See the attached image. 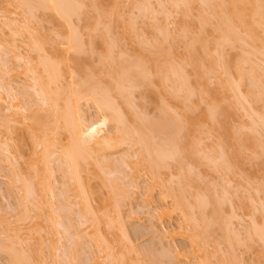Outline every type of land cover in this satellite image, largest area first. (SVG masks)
Wrapping results in <instances>:
<instances>
[{
  "label": "bare ground",
  "instance_id": "1",
  "mask_svg": "<svg viewBox=\"0 0 264 264\" xmlns=\"http://www.w3.org/2000/svg\"><path fill=\"white\" fill-rule=\"evenodd\" d=\"M102 1L103 0H89V1L86 0L87 3L89 2L87 4V3H84L85 1L83 2V0H18L17 3L18 5H20V9L22 8V10H25L24 12L31 14V19L35 18L33 16L34 12H40V13L50 12L52 15L51 17L53 21L54 20L57 21L56 24L59 22L60 25L58 24L57 25L67 28L68 32L64 33V35L66 34L65 36L63 35L64 40H65L64 48H62L63 50L58 53L57 51H54L53 48L52 50H47L44 47V45L41 44V42L39 43L38 40H36L39 38L36 37L35 39L33 35L34 32L32 31V28H31L32 26L30 27V24H32L31 23L32 21L30 22V24H26L25 27H23L24 31H26L29 34V37L24 39L22 44H25V46H28L31 49V51L39 54V58H38L39 64L36 65V69H38V66H41L43 67V70L37 73L36 69H34V67L31 66L30 62H26V64L24 63L25 64L24 65L22 63L23 62L22 58H18V57L12 58L13 61L14 60L17 61V64L18 63L22 64V65L19 64L22 69H23L22 66L24 65L25 66L24 69H26V72L32 75L31 76L32 78L30 80L32 85L24 88L22 91H19L17 87L12 85L10 82L5 84L4 76L10 74L11 72L8 73L4 71L5 69L3 70L1 68L3 66L2 63L3 64H6V63L2 61V55L0 54V62L2 61V63H0V128L3 129L2 133H5V136H4L5 141H0V154L6 155V159L8 160L9 156L7 157V155L12 154L10 151L11 149H9V147H11L13 144L15 148H20L19 152L23 154L22 152L23 149H21L22 148L21 143L23 141L22 139H24L23 136L26 135L30 139L33 140V135L36 136V133L38 132L39 133V144L33 141V146L31 147L32 149L30 148V150L32 152V155L34 154L33 156L40 155L38 156V158H40L43 163V170L41 171L42 173L40 175H37V173L34 175H31V178L33 177L34 179L33 178L32 179L34 181L37 179L38 182L36 184H34V181L28 184L23 181V179L25 178L27 179V177L29 176V174L26 173V171L25 173L27 175H23V176L21 175V179L19 177L17 178V180H22L24 183L23 188H21L22 191L24 192L23 197L25 195V199L28 198L29 200L30 199L29 197H31V198H34V200H37L40 202L41 211L45 212V214L49 216L48 223L51 225V227L55 228L56 230L55 229L54 230L56 231V233H58L57 227L61 229L62 228L61 226L66 225V224L61 225L62 222H65V221H62L64 219H60V218H64L61 216L62 215L61 213L64 211L66 212L67 209L70 207V206L67 207L62 212H60L61 211L60 209L59 210L60 212L59 214H61L60 218L57 217L55 220V215L59 216V214H57V211H56L57 206H56V209H54L56 205L55 203H53L55 200L54 199L55 189H53L51 185L52 183L50 181L51 177L53 178V172H52L53 168L52 166H50V164H51V161L52 160L54 161L55 158H58L57 162L61 159L58 163L60 162L62 163V161H64L63 165L64 164L67 165V168H69V171L72 173L71 175L73 176L74 182H76V184L78 185L77 190L75 189L76 191H79L80 193V197L79 196L78 197L84 200L83 201L84 204L82 205V208L84 209V212L87 213V215L83 214V216L85 215L84 217L86 220L87 218L92 217L91 220H89L91 222V227L89 228H91V230L93 231L92 235L96 238L95 244L99 246L97 248H100V245H103L104 247H101V248L104 249V252L108 250L112 252L109 254V251H108L107 253L108 258L107 257L106 258L109 260L111 259L110 261L111 262L113 261L112 262L113 264H126L127 263V261L125 260L126 256L123 254V252H121V250L117 251L118 245L115 246L116 247L115 249V247L113 246L116 244L115 241H112L115 244H113L112 246L110 245L111 242L109 241V238H107L109 236H105L104 234L105 232L103 231L102 228L103 226H105L103 225L105 222L108 225V227H111V228L112 226L113 228H116V225L114 224L117 223L119 227L117 228L119 232H121V235L123 236V240L127 239L126 241L129 242L128 241L129 236L127 234V231L124 225L122 224L124 220H123V217L120 211V208H121L120 203H122L124 199L128 200L127 198L129 197V192L128 190L126 191L125 189H120V190H114L115 193L114 192L111 193V191H109L108 192L109 194L107 193L106 195V193H103L102 191L103 189L101 187H100L101 190H99L98 188L99 191L96 189V187L91 189L90 180L91 178L92 180H94L93 177H95V175L93 176L92 174L91 176V173H89L90 175H87L85 173L86 172L85 169L89 167L90 163L92 164L94 162L93 164L95 167L97 166L96 164H98L96 169L100 166V169L102 170L104 168V172L106 169V172L108 171L110 173V176L114 175V173L116 174V176H118L117 172L121 171L119 170L120 168L117 167L118 171L115 169L117 172H114V169L112 170L113 167L111 168L110 166V165H113L114 163L112 164L111 162H109L110 160L109 161L108 160L105 161L106 159L104 160V158L106 157L105 153L106 152L111 153L115 150L118 151L117 149L120 150V147L124 144L129 143V146H130L131 143L132 144L136 143L137 146L140 145L141 153L144 156L141 162L148 165L149 166L148 168L150 170L145 165L144 167L148 169L150 173L152 172L151 169L153 168V173H151L152 174L151 176H153L155 173L157 177L158 175L160 177L162 173L159 174L158 170L160 169L162 171V169L166 167L167 163L168 165L166 169H169L168 168L169 164L177 165L176 167H179V165L181 164L180 166L181 169L180 168L179 169L182 170L181 174L184 175L185 173L183 174V171H185L189 167H186L185 170L183 169V167L185 168V165L188 163V161L189 162L195 161L194 158H196V154L198 152L197 147H199V144H200L199 134L203 135L204 132L206 133V131L208 132V130L209 132L213 134V132L210 130L214 131L215 128H218V135H219L218 136L219 138L215 135L216 140L219 139V142L217 140L218 144H216L217 143L216 142L215 146L217 145V148L219 149L218 151L222 152V153L221 152L220 153L218 152V153L223 157L222 154L227 152L226 154H224V157L225 155L226 157L230 156V158L228 157V159L230 160L232 159L231 162H233V159L236 158L234 159L233 167H235V164L239 160V159L237 160V158L242 157V154L250 153L251 157L254 158L253 155L256 156L255 153H257L255 151L257 150L259 146H261L258 143L259 139L258 137H256L257 135L255 134H257L256 133L258 130L257 127L258 125H260L259 124L260 122L264 128V112L260 113V111L258 110L255 111L256 108L252 105H249L255 108L254 111L249 106H248L249 108L247 109H251L250 111L248 110L249 114L252 111L251 113H253V115L250 114L251 116H254V117L257 116L255 119H256V122L258 123L254 122L255 120L253 119V122L251 121L249 125L253 124L254 126L249 127L250 128L248 129L249 131H246L248 127L243 126L245 127V130L243 129V131H246V132H242V133H239L241 132L239 130H242L243 128L242 123H237L238 125L241 124L240 125L241 127L237 125L236 126L237 128H236L235 126H232L233 123H230V118H231V115L232 117L236 115V112L238 109H241V108H238L237 106L239 105L241 106L239 101L241 102L242 99H246L245 97L251 95L252 97L255 96V98H257L256 99L257 101L264 100L263 98H261L262 93H263L262 97H264V67H263L264 66L263 65L264 64V0H170V5L168 4V8L170 7L169 10L167 8L166 12L164 11L165 5L163 8L164 10H162V12L160 8L158 9L160 13H163L164 11V13L161 14L162 18L160 17L161 22L160 23L158 22V25L156 24L157 23L156 22L155 23L156 26L154 24V21L153 23H150L155 28V30L154 28H152V32L155 31V34L158 33V36L162 35L163 38L160 36L159 37L161 40L164 39L162 41L158 39L160 40L159 42H157L158 40H155L156 42L155 41L153 42V40L149 41V39L145 37L146 34L143 37L142 35H140L139 32H136L134 21H132L131 23H128V25L126 26L124 25V28H123L124 31H122L120 35L119 33L118 35L111 34V31H112L111 25L113 24L112 21H115V20H112L111 18L114 17L117 20L116 21L117 23L121 22L122 24L123 22L121 20V18H123L122 17L123 11L121 10V5L124 3V1L112 0L109 8H105V5L102 4L103 3ZM140 1H139L140 3L137 1L139 4L137 2L136 3L134 2L136 6L132 5V7L137 9V11L140 9V12L141 11L146 12L145 10H147L148 13H149V10L150 11L152 10L154 12V8H152L153 5L151 3L152 2L151 0L150 1L140 0ZM160 5H161V2H160ZM133 8H131L132 12L129 14H134ZM159 11L157 12L159 13ZM91 12L94 14L93 16L94 20L90 22L89 24H86L85 21L87 19L84 16H86L87 14ZM174 12L177 13V14L175 13V15L177 16H178V13L179 14L181 13V17L183 21H181V18L178 17L180 19L179 20L180 23H182L181 26L178 25L179 29L178 30L176 29L177 30L176 32L178 35L177 37L175 35V38L173 37L174 40L171 39L173 41L172 48L171 47L168 48L169 46L165 48L163 41H165L166 43L170 38V34H169V38L167 39L169 31H171L169 30L167 26L170 23L168 22L169 18L171 17V15H174L173 14ZM74 17L78 19V23H77V25L79 24L78 26H80L79 22L83 23V24L81 23V26L83 27L82 28L83 32L80 31L81 33H79L78 30L80 28L78 27L79 28L78 29L77 27H75L76 22L75 23L73 22ZM129 18H130L129 19L130 21L132 17H129ZM125 21L126 20H124V22ZM179 21L177 23H179ZM27 23H29L28 20H27ZM20 25H18L17 27H19ZM21 27H19L18 29H20ZM100 27L102 28L101 34L99 33L101 31L98 32ZM16 29L11 31L12 36L14 37V39L12 40L13 43L16 42L15 38L20 34L19 31H17ZM95 33L99 35H96ZM174 34L176 33L173 32V36ZM85 35L90 39L88 42H85L84 40ZM112 35H114V37L116 36V39L113 38ZM186 35L188 37L187 40H189V42L185 41L188 44L187 46L186 44H184V42L183 44L186 46L187 49L186 48L184 49H186L187 52L185 53L184 51L183 53L185 54L181 55V56L183 55L184 56L180 57V55L178 56V54L175 52L176 49L174 48V46L176 45L177 39L180 36L183 38H186L185 37ZM99 36L102 39V43L99 42L101 49L98 47L99 45H96L97 42L94 43L95 41L92 40V37L100 38ZM108 38L111 40L113 39V40L112 41L108 40ZM127 41H129L128 43L133 48L132 52L126 49V47L129 45ZM139 46L146 47L144 48L145 51L144 49H141L142 47H139ZM173 48L175 49V51ZM142 50L145 56H146V51H148L147 52L148 55L146 57L142 55V52H141ZM234 58H236V60ZM52 59H58V61L54 62ZM224 59L226 62H224ZM228 59L233 60L234 64H231L233 62L229 61ZM94 60H97L96 63L94 62ZM92 62H94L95 64L98 63L97 64L98 66L95 65L97 67L96 69L94 68V63ZM249 62H251L253 66H256L255 67V69L257 68L256 73H259L261 71V73L257 74L258 76L254 73L255 69L253 66H251ZM246 63L247 64L249 63L250 65L247 66L245 65ZM246 66L249 69L251 68L250 70L251 72L249 71V69H245ZM189 67L191 69V72H188ZM82 69H83L82 71L83 77L78 75L79 71ZM244 69L246 70V72ZM42 73L44 74V76H42ZM76 76L77 77L80 76L79 79L81 80L80 81L78 80L79 82L77 81ZM211 76H214L216 80L214 77H211ZM210 79L215 80L216 86H219V88H216L218 89L217 94L215 95V92H216V89H215L214 90L215 92H213L214 95L213 97L211 96V98L209 95V91L207 89L209 88L208 86L210 85L209 84ZM246 80L247 81L250 80L251 81L250 86H252L248 88L249 91L248 89H246V91H248L247 93H245L246 91L242 92L243 90H241L243 85L246 84L244 83L246 82ZM196 83L199 85L197 86ZM247 84L249 85V83ZM250 88H252L251 89L252 91H250ZM253 88L258 89V90L256 89L258 92L255 91L256 94L258 93L257 94L258 97H256L255 92L253 91L255 89ZM30 89L33 91L34 90L36 91L35 94L37 95V99H38L36 103L37 104L40 103L41 108L44 107L42 108V110L43 112L45 111V113L47 114L45 115V117L47 118V121L48 119L52 121V122L49 121V123H52L51 124L52 126L50 125L52 127L50 130H46L47 127L44 129L43 125L41 126L40 129L37 127L34 128L35 127L34 125L26 126L28 130L26 127L23 126L24 129H26V131L20 128L23 125V123L17 121L20 117L22 118L23 121H26V122L27 121L35 122L37 120L39 122L40 119L42 118L45 119V117L41 114H39V117H38V112L41 110L39 104H38L39 106H37L39 107L37 108V111H35L34 114H31V115L29 114V112L26 110L25 107H22L18 104V102H21L20 97H30L31 95ZM136 91L137 93H139L138 91L142 92V97L140 95V98H143V103L148 100L147 97H145L148 94L153 93L155 94L156 97L158 95L159 101L161 100V102H159L161 104V108L160 106L159 108L160 110L162 109L163 112L162 111L161 112L163 114L165 113L167 115L166 116L167 119L166 117L164 118V116H162L163 117V118L161 117L162 119L158 118L156 122H152L153 120L151 121L147 119L146 117H144L145 118L144 119L141 116L140 118L143 119V121H141V119H139V116H138L139 114L137 115L134 113L137 109L136 107L140 108L139 106L140 104L137 105L136 102L133 101L135 98L134 95ZM206 91H208V93ZM137 93L136 95L138 96ZM242 93L246 95L244 96V94ZM207 94L209 97L207 96ZM220 94L221 95L226 94L225 97L228 96L227 97L228 99L221 97ZM195 95L196 97L199 96L198 100L199 98H201L200 95L203 96V98L201 99L202 100L204 99L205 102L204 101L203 102L206 103L207 108L205 107L206 108L204 109L205 114L203 113L202 114L203 116L202 115L200 116L201 119L199 118L200 119V120L198 119L199 121L196 120V123L195 121L186 123L187 117H184L182 115L186 113V111L183 113V110H185L183 106L185 108H186L185 105L189 107V105L193 103L192 98ZM137 98L138 97H136L135 99ZM170 99L177 102V103L174 102V107L176 106L175 107L176 109L170 106L169 104ZM201 99L199 100L200 102H202ZM82 100L85 101L87 104L92 103L93 105H95V108L97 109L98 113L105 114L106 119H108V121L112 123L113 126L115 125V127L113 128V129L116 128L117 130L116 135L114 134L115 136H112V135L105 136V135L99 134V136L95 138L92 135V133L91 135L88 134V132L90 130L92 131L93 128L91 129L90 127L91 123H89L87 120L86 112L83 109L82 104H81ZM206 100L208 101L206 102ZM225 100L227 101L226 102L227 106H225L224 104ZM228 100L229 101L231 100V102H228ZM197 101L196 103L198 104H196V106L197 105L199 106L200 103ZM247 101L248 100H246V102ZM175 103L180 104V105H176ZM181 105L182 107H179ZM177 108H183V110L181 109L178 112L179 109L177 110ZM189 108L190 110H192L191 107ZM234 108H237L236 111H234ZM131 110H133L134 112ZM139 110L140 109H138V112H140ZM231 110H232V114L230 115ZM130 111L131 113L133 112L135 115L131 114ZM233 111L235 112L234 115H233ZM239 111L240 110H238V112ZM40 115L43 117H41ZM131 115L133 116L131 117ZM161 115H159V117ZM135 116L138 118L139 122L138 123L136 122L137 124L133 125L134 124L133 122H135V119H133L134 121L131 122L130 118H133ZM257 119L260 121H257ZM207 121H209L211 125L213 123V125L216 127L214 128ZM203 122L207 123V126L209 125V129L206 128L207 129L206 131H205L206 125L203 127V124H204ZM41 123L44 124L43 122ZM12 124L13 125L15 124L16 126H13L14 127L13 128ZM19 124L21 125L20 127L17 126ZM17 127H19L21 130L20 129L17 130ZM61 131H66L69 134V141H68L69 143H67V145H64V146L61 145L62 147L59 150V147L61 144L60 136H61V133H63ZM86 132L89 136L86 135ZM153 132H155V135L158 138L159 136L160 138L162 137L161 141L159 140L160 142L158 141V143H156L155 142L156 140L153 141V139H155V137L152 135ZM207 134L210 135V133H206L204 134V136ZM15 138L17 139L19 138V141L21 140L19 142L20 146L15 145V144H18L15 142ZM94 139H98V140H94ZM256 140L258 141L256 142ZM226 145L228 148H230L229 150L227 147H225ZM257 145L259 146L256 148L255 146ZM226 148L228 151L226 150ZM259 148L261 149V147ZM38 149H40V151ZM15 150L17 151V149ZM30 150H27L26 152L28 151L30 152ZM230 150L232 152H230ZM19 152L17 153V156L19 154H20L19 155L20 157L23 156ZM102 153H104L105 155L104 158L102 157L103 161L99 159L100 157L99 155H101ZM199 154L200 153H198V155ZM215 155H217L218 157V154H215ZM231 155H233L234 157L232 158ZM17 156L13 157L16 161L15 164H18L19 159ZM221 156L218 157L219 159L217 157L214 159H217L216 161L220 160L223 164H225L224 167L220 163V161H219V164L221 166L217 164L218 162L212 163V161L214 160L212 158L211 159L209 158V160H211L210 163H212L213 165L217 164L218 168L222 167L224 170L226 169V172L231 171L230 170L231 165H228L230 160L226 158L225 159L229 162H227L224 158L223 160H221L222 159ZM184 160H187L186 161L187 163H185ZM224 160H225V163L223 162ZM12 161L14 162V160ZM171 161H174V162L171 163ZM183 161L185 164H182ZM141 162L139 163V165H141ZM129 163L130 162H127V164ZM124 164L127 165L126 163ZM137 164L135 163H131V165L129 164V166H133V169L131 167L132 169L131 171H134V172H131L132 174L130 175V177L129 175L125 177L124 178L125 180L141 178V176H139L138 174V171H137L138 169H136ZM125 165L122 167H125ZM187 165H190V163ZM15 166L17 165H13V167H11L13 168V171H15L16 169ZM18 167H19V164H18ZM123 170L121 171V174L124 173ZM102 172L103 171H101V174H104V172L103 173ZM108 172L107 174H109ZM15 173L16 172H13V175H16ZM83 173H85V176H83ZM87 173H88V169H87ZM187 173L189 174V172ZM118 174L120 178L121 174L120 173ZM17 175H19V173ZM123 175L126 176L125 174ZM97 176H100V174ZM12 177H16V176H12ZM102 177L104 176L103 175L100 176L101 185L103 181L105 180ZM112 178H109V179H112ZM155 178L153 179L155 180ZM95 179H97V177ZM180 180L178 183H176L177 184L176 186L180 185V182H181ZM187 181L188 180H186V182ZM131 183L133 186L136 185V182L131 181ZM157 183H159L161 186L162 180L160 182L158 181ZM169 184H170V181H169ZM188 184L190 185V183ZM164 186L165 184L163 185V187ZM186 186L188 187L187 184L184 185L183 183L181 184L180 187L185 189L187 188ZM170 188L173 191H171ZM170 188L169 190L172 193H174L175 191L178 190L179 187L176 188L177 190L176 189L174 190V186ZM182 188H181V191L180 192L178 191V192L179 194L181 193L185 197V201H184V197H180V195L177 194L178 192H175L174 195L177 196L175 204L177 205V207H174V210H177V209H179L178 211L181 210L180 212L182 216L181 220L185 223H187L188 221V224L192 225V222H195V221H191V219L189 218L190 214L188 213V211L194 212L195 214V210L196 212H198L200 209L205 210L207 205H210L208 203L209 202L211 203V201L209 200L211 199L212 196L210 197L208 202H205L207 201V199H204L205 198L204 196H203L204 198H201L200 196L202 195L199 194L200 196H197L195 193V195L197 196L195 200V196L192 194L194 196L193 199L196 202L193 205L190 202L191 200H188V198H186L187 197L186 190L187 192H189L188 189L183 191L184 189L182 190ZM166 189H165L166 191H169L168 188ZM110 190H112V188ZM166 191L163 190V192H161V198L165 199V197L169 196ZM170 191L168 193L172 194ZM182 191L186 195L183 194ZM103 194L106 196L104 197ZM90 196L92 197L94 196L96 197V199L98 198V202L100 205L99 208L94 207L92 205ZM173 200H175V198ZM220 202H217V205H219L218 203ZM188 206L191 207L190 210ZM195 207H199L200 209L195 208ZM64 208L65 207H63V209ZM22 209L23 208H21V211H23ZM218 209L216 208L215 210L218 211ZM173 212L170 211L168 208H161L158 210L156 216H158L157 218L159 221H163V219L171 218ZM70 213H72V210ZM200 213H204V212L201 211ZM112 214H113V217H112ZM216 214L218 213L216 212ZM25 216L26 215H24V217ZM59 219L61 220L60 221L61 223H59ZM83 224L85 225V223ZM194 224L195 223H193V227H194ZM86 225L88 226V223H86ZM35 226H37L35 228L38 229L37 232H39V235H40L39 237L40 239L38 240H40L39 242L41 244V247H40L41 253H44L43 245H44V240H45L44 231H46L44 228L45 226H43L41 223ZM195 227L200 228L199 226H197V224ZM203 230H196V231H201L202 233ZM206 230L209 231L208 229ZM86 231L84 233H86ZM180 231H183L182 227H180ZM253 231H254L253 233H255L254 237H256V239L260 237V240L259 239L258 240L261 242H264L262 241L264 240V226L262 225L259 227V229H256ZM0 232L5 233L4 231H0ZM3 233H1L3 236H5V234L8 235L6 237L8 238L10 242H12L11 239H15L20 244L23 241L22 237L18 236L16 231L15 233L13 231V234H14L13 236H10L11 234H8V233H5V234ZM206 233H207L206 231L203 232L204 235H206ZM109 234H111V232L109 233L108 231L107 235ZM175 235H183L185 239L188 238L189 240H191L192 248H193L192 254L194 255L200 254L199 256H201L198 262H196L190 259L191 257L188 255V253L186 254L185 252L183 253L178 252V254L176 253L177 254L176 257L179 260H183L181 263L210 264L211 261L209 260V253L206 252L207 248L205 249L204 247V246L208 247L207 246L208 245L207 236L203 237L202 234L184 235L182 233H176ZM204 239L207 240L206 245H205ZM9 241H6V242H9ZM116 242L118 243V241ZM8 248H11V247H8ZM15 249L16 250H14V248L9 249L12 253L10 254L11 256H9L10 261L14 264H27L26 260H24V256L20 254L22 250H20L19 252L18 251L19 247H18V250L17 248ZM166 253L168 255H173V254H170V253H173L170 250ZM232 260L234 261V264H235V260L233 258Z\"/></svg>",
  "mask_w": 264,
  "mask_h": 264
},
{
  "label": "rangeland",
  "instance_id": "2",
  "mask_svg": "<svg viewBox=\"0 0 264 264\" xmlns=\"http://www.w3.org/2000/svg\"><path fill=\"white\" fill-rule=\"evenodd\" d=\"M87 1H89V0H87ZM111 1L112 0H103L102 4L105 5V8H109ZM122 1H124V3L121 5V10L123 11V14H122L123 18H121V20L123 21L122 22L123 26H122L121 22H119L121 25L119 23H117L116 22L117 20L114 17L111 18L112 20H115V21H112L113 24L111 25V30H112L111 34H114V35L117 34L118 35V33H119V35H120L122 33V31H124L123 30L124 25L126 26V25H128V23H131L132 21H134V23H135L134 25L136 27V32H139L140 35H142L143 37L146 34L145 37L148 38L149 41L153 40V42H154L155 40H158V39H160V37H162V35L161 36L159 35L160 36L159 37L158 33L155 34V31L152 32V28H154V26H152V24H150V23H153V21H154V24L157 22L156 24L158 25V22L159 23L161 22V20H160L162 18L161 14H163L164 11L166 12V9L168 8V4L170 5V0H160V1L159 0H151L152 1L151 3L153 5L152 8H154V12L152 10L151 11L149 10V13L151 15L148 13L147 10H145L146 12H142V11L140 12L139 8H138L139 10L137 11V9L132 7V5L136 6V4H134V2L136 3L137 1L139 2L140 0H136V1L135 0H122ZM17 2H18V0H0V54L2 55V61H4L6 64H3L2 61L0 63H2L3 66L1 68L3 70L5 69L4 71H6L8 73L11 72L10 74L4 76L5 84L10 82L12 85L17 87V89L19 91H22L24 88L32 85V83L30 81L32 78L31 77L32 75L30 73L26 72V69H24V67H25L24 65L26 64V62H30L31 66L34 67V69H36V65L39 64L38 63L39 54L31 51V49L28 46H25V44H22L24 39L29 37V34L26 31H24L23 27H25L26 24H30V22L32 21L31 22L32 24H30V27L32 26L31 28H32V31L34 32V34H33V32H32V34L34 35L35 39H36V37L39 38L36 40H38L39 43L41 42V44H43L47 50H52V48H53L54 51H57L58 53L63 50L62 48H64L65 40H64L63 35H64V33L68 32V29L64 28L63 26H58V25H60V23L58 22L57 23L58 25H57L56 24L57 21H55V20L53 21V19L51 17L52 15L50 12H45V13L34 12L33 16L35 18L31 19V14L24 12L25 10H22V8L20 9V5H18ZM83 2L87 3L86 0H83ZM160 2H161V5H160ZM164 5H165V8H164ZM131 8H133L134 14H129L132 12ZM159 8L161 9V12H162V10L165 9L163 11V13H160V11L158 10ZM169 8H168V10H169ZM157 11H159L160 14ZM175 13L176 12H174L173 14L175 15ZM174 15H171V17L169 18V21H168L170 23L168 24L167 27L171 31H169L168 37H167V39H168L169 34H170L169 40L168 41L166 40L167 41L166 43H165V41H163L165 48L168 46H169L168 48H170V47L172 48V44H173L172 40H174L173 37L175 38V35H176V37L178 35L176 32L179 29L178 25L181 26V24H182V23H180L179 18H181V21H183L182 17H181V13L180 14L178 13V16L177 15L174 16ZM86 16H84L87 19L85 21L86 24H89L90 22H92L94 20V18H93L94 14L92 12L87 14ZM129 17H132V19L130 21H129V19H130ZM27 20L29 23H27ZM124 20H126L127 22L126 21L124 22ZM178 21H179V23H177ZM73 22L74 23L76 22L75 23L76 26L74 25L75 27L80 28V29L78 28L79 33H81L80 31L83 32V29H82L83 27L81 26L82 22H79L80 26H78L79 25V24L77 25L78 19L76 17L73 18ZM16 23H17V25H16ZM20 24L22 25V27ZM156 24H155V26H156ZM18 25H20L19 27H21L20 28L21 30L18 29L19 28V27H17ZM119 25H120V27H119ZM15 29L17 31H19L20 34L15 38L16 42L13 43L12 40L14 39V37L12 36L11 31L15 30ZM101 29L102 28L100 27L98 30V32L101 31V32H99L100 34L102 33ZM154 30H155V28H154ZM173 32L176 33V34H174V36H173ZM97 33H95V34L99 35ZM178 33H179V31H178ZM114 35H112V36H113V38L116 39V36L114 37ZM185 37L186 38H183L180 36L177 39V43L174 46L176 51L173 48L174 51L178 54V56L180 55V57H183L184 55L183 56H181V55L185 54L187 52L186 46L188 44L186 42H189V40H187V38H188L187 35ZM153 38H155V39H153ZM143 39H145V38H143ZM84 40H85V42H88L90 39L85 35ZM92 40L95 41L94 43L97 42L96 45H99L100 44L99 42L102 43L101 37L100 38H98V37L93 38L92 37ZM108 40H111V39L108 38ZM160 40H158L157 42H159ZM162 40H164V39H162ZM128 42L129 41H127V43ZM183 42H184V44H186V46L183 44ZM125 43H126V41H125ZM98 47L100 48V45ZM137 47H136V49H137ZM139 47H142V46H139ZM144 48H146V47H142L141 49H144ZM184 48H186V49H184ZM55 49H57V50H55ZM126 49L130 50L131 52L133 51V48L131 47L130 44L126 47ZM144 51H145V49H144ZM184 51H185V53H183ZM141 52H142V55L144 57H146L148 55L147 54L148 51H146V56L144 55L143 50ZM15 57L22 58V61H23L22 63L23 64L25 63L22 66L23 69L20 67V65H22V64H20V63L17 64L16 60H14V61L12 60V58H15ZM231 57H232V55H231ZM233 57H235V56H233ZM95 58H93V59H95ZM234 59L236 60V58H234ZM52 60L54 62L58 61V59H52ZM96 61L97 60H94L95 63H96ZM221 61H223V60H221ZM229 61L233 62V60H231V59ZM94 62H92V63H94ZM224 62H226L225 59H224ZM95 63H94V68L96 69L97 67L95 65H97L98 63L97 64H95ZM249 63L251 64V62H249ZM249 63L248 64L246 63L245 65L249 66L250 65ZM231 64H234V62ZM247 66L245 69H249V68H247ZM251 66H253V65L251 64ZM262 66H261V68H262ZM243 67H244V65H243ZM253 67L255 69L256 66H253ZM83 69H85V68H83ZM83 69L80 70L79 74H78L82 77H83V75H82ZM256 69L254 70V73L256 75L261 73V71L259 73H256ZM42 70H43V67L38 66V69H36V72L39 73ZM250 70H251V68L249 69V71ZM258 70H257V72H258ZM188 72H191L190 67L188 69ZM245 72H246V70H245ZM42 76H44L43 73H42ZM79 77L76 76L77 81L81 80V79H79ZM211 77H214V76H211ZM215 80H216V78H215ZM215 80L210 79V82H209L210 85L208 86L209 88H207L209 91L210 98H211V96L213 97V95H214L213 92H215L214 90L216 88H219V86H216ZM249 81L246 80V82H244L246 84L243 85V87L241 88V90H243L242 92H245L246 89H248L249 87H252V86H250L251 81L250 82ZM247 83H249V85ZM193 84H195V83H193ZM196 85L198 86L199 84L196 83ZM207 85H208V83H207ZM217 85H218V83H217ZM193 86H195V85H193ZM251 89L252 88H250V91H252ZM253 89H255V90H253L254 92L258 90L257 88H253ZM217 90L218 89H216L215 95L218 92ZM208 91H206V92L208 93ZM248 91H249V89H248ZM248 91H246L245 93H247ZM30 92H31L30 97H20L21 102H18V104L22 107H25L30 115L34 114V112L37 111V108H39L37 106L40 105L41 110L38 112V117H39V114H41L45 117V115H47V114L45 113V111L43 112V110H42V108H44V107L41 108V104L38 103L39 104L38 105L36 103L38 101L37 95L35 94L36 91L35 90L33 91L30 89ZM138 92L140 94L137 93V91H136L134 97L135 98L138 97L139 99L134 98L133 101L136 102L137 105L140 104L139 105L140 108L136 107L137 108L136 111L134 109L135 112L133 110H131V111H133L137 115L139 114L138 115L139 119H141L140 117L142 116L143 118L146 117L147 119H149L151 121L153 120L152 122H156L158 120V118L160 119L162 116H164V118H165L167 116L165 113H164L165 115L162 113L163 112L162 109L160 110L161 104L159 102H161V100L159 101L157 94H156L157 97L153 93L148 94L145 97H147V99L149 101L147 100L146 102L143 103V98H140V95L142 97V92H140V91H138ZM136 93L138 94V96L136 95ZM259 93H261V92H259ZM221 94H223V93H221ZM242 94H244V93H242ZM257 94L255 92L256 97H258ZM225 95L226 94L221 95V97L228 99L227 98L228 96L225 97ZM245 95L246 94H244V96ZM262 95H263V93H262ZM262 95H261V98L264 99V97H262ZM207 96H208V94H207ZM198 97H196V95H195L192 98V100H193L192 104L193 105L192 104L189 105V107H191L192 110H190V108L187 107V105H185L186 108L183 106V108L185 110H183V108H177V110L179 109L178 112L181 109L183 110V113L186 111L187 114L186 113L182 114L184 117H187L186 123H190V122H194V121L196 123V120H198L200 118V116L204 113V109L207 108L206 103H204L205 102L204 99L203 100L201 99V98H203V96L200 95L201 98H199V100L201 99L202 102H200L198 100ZM247 97H245L246 99L241 98L242 99L241 102L239 101L241 106L240 105H239L240 107L237 106L238 108H241L242 110L238 109L240 111L238 112V110H237L236 115H234L235 114L234 111H236V109H237V108H234V111H233L234 116L232 117V115H231L232 110H231L230 115H231L232 119L230 117L229 118H230V123H233L232 126L236 127L238 125L237 123H242V127L243 126L248 127L246 131H249L248 130V129H250L249 127L254 126L253 124H251V125H249V124L251 123V121L253 122V119L255 120L254 122H256L255 118L257 116L256 117L251 116V115H253V113H251L252 112L251 111L250 112L251 115H250L248 110L250 111L251 109H247V108L250 107L253 109V111L256 108L255 111L258 110V111H260V113L264 112V100L263 101H257L256 100L257 98H255V96H253L254 97L253 98L251 95L247 96ZM204 98H205V96H204ZM246 100H248V101L246 102ZM169 101H170L169 102L170 106H172V108L176 109L175 108L176 106L174 107V102H176V101H174L172 99H170ZM196 101L200 103L199 106L197 105L198 107L196 106V104H198V103H196ZM207 101L208 100H206V102ZM81 102H82L81 103L82 107L86 112L87 120L89 123H91L90 127H91V129L93 128L92 131L91 130L89 132L87 131L88 134L91 135V133H92V135L95 138L98 137L99 134L105 135V136L106 135H112V136L116 135L117 130H116V128L113 129L115 127V125L113 126V124L110 123L108 121V119H106L105 114L98 113L97 109L95 108V105H93L92 103L87 104L83 100ZM226 102L227 101L225 100V103H224L225 106H227ZM228 102H231V100L230 101L228 100ZM187 104H189V103H187ZM176 105H180V104H176ZM249 105H252L255 108L252 106H249ZM159 106H160V108H159ZM3 107H5V106H3ZM179 107H182V105ZM138 109H140L139 110L140 112H138ZM131 111H130V113H131ZM242 111L244 112L245 115L243 114ZM133 112L131 114L135 115ZM205 112H206V110H205ZM241 114H242V116H241ZM133 115H131V117ZM159 115H161V116L159 117ZM43 116H41V117H43ZM136 116L133 118H130L131 122L134 121L133 119H135V122H133L134 123L133 125H135L139 122L138 118ZM43 119L44 118L40 119L39 122H38V120L35 122H33V121H27L26 122V121H23L22 118L20 117L17 121L23 123V125L21 126L19 124L17 126H19V127L21 126L20 128L23 129L24 131H26V129H24V127L29 126V125H34L35 127L34 126H32V127H34V128L37 127L39 129L43 125L44 129L47 127L46 130H50L52 128L51 127L52 123H49L50 119H48V121H47L46 117L44 120ZM136 119H137V121H136ZM154 119H155V121H154ZM166 119H167V117H166ZM141 121H143V119H141ZM257 121H260V120L257 119ZM41 122H43L44 124H42ZM50 122H52V121H50ZM207 122L209 123V121H207ZM256 123H258V122H256ZM259 124L260 125L257 124L258 127L256 126L258 130L256 132L257 134H255V135H257L256 137H258V139H259L258 143L261 146L257 145L255 147L257 148L259 146V147H261V149L258 147L259 149L257 148V150H258L257 151L255 148V150H256L255 152H257V153H255L256 156L252 154L254 156V158L251 157L249 152H248L249 154H242L241 153L242 157L237 158V160L239 159L238 161L241 160L242 162L241 161L240 162L237 161V163L235 162L236 163L235 167H233L234 166L233 162H234V159H236V158H234L233 162H231L232 159L231 160L228 159V157L230 158V156L226 157V155H225V157H224V154H226L227 152L222 154L223 157L219 154L221 151L219 152L217 145L215 146V143L217 142V140L219 142V139L216 140V136L217 137L219 136L218 135V128H215L216 126H214L213 123H212V125L211 124L210 125L213 126L215 129H217V130H215L214 128H212V129H214V131L210 130L213 132V134L211 132H209V130H208V132L206 131L207 129H209V125L207 126V123L203 124V127L206 125V127H205L206 133H210V135L207 134L204 136V134H206L205 132L203 135L199 134L201 145L199 144V147H197L198 152L196 154V158H194L195 161L191 160L192 162L188 161V163H187L186 162L187 160H184L185 163H187V164L190 163V165L186 164L185 168L183 167L184 170L186 169V167H189L185 171H183V174L185 173L184 175L181 174V172H182V170H180L181 164L179 165V167H176L177 165H174V164L173 165L169 164V166H171V167L168 166L169 169H166L167 165H168V163H167L166 167H164V168L162 167L163 168L162 171L160 169L158 170L159 174L162 173L160 175V177H159V175L157 177V175H155V173L153 176H151L152 175L151 173H153V168L151 169L152 172L150 173V171H149L150 169L148 168L149 166L146 165L145 163L141 162L142 159L144 158V156L141 153L140 145L137 146L136 143L135 144L133 143L134 145L131 143L130 146H129V143L124 144L120 147V150L117 149L118 151L115 150L111 153L106 152L105 153L106 157H105L104 153L101 154L102 156L99 155L100 160L103 161L102 157L103 158L105 157L104 158V160L106 159L105 161L110 160L109 162H111L112 164L114 163L113 165H110L111 168L113 167L112 170L114 169V172H117L118 168H120L119 170H121V171L124 169L123 170L124 173H122V174H121V171L117 172L118 176H116V174L114 173V175H115V177H114V175H112L113 172L111 173L112 176H110V173L107 171L109 173V174H107L106 169L104 172V168L101 170L100 166L97 168L98 169L97 170L96 167L98 166V164L95 163L97 165L95 167L93 164L94 163L93 161H92L93 162L92 164L91 163L89 164V167L85 169L86 170L85 173L87 175H90L89 173H91V176H92V174H93V176L95 175V177H93L94 180H92V178H91L92 181L90 180L91 189L96 187L97 190H98V188H99V190H101V188H102L103 193H106V195L109 191H111V193L112 192L115 193L114 190H120V189H125L126 191L128 190V192H129V197L127 198L128 200L124 199L125 201L123 200L124 202L122 201V203H120V206H121L120 211H121V215H122L123 220H124V221L122 220L123 221L122 224L124 225V227L127 231V234L129 236V239H128L129 242L126 241L127 239L123 240V236L121 235V232H119V230H118L119 227H118L117 223L114 224V225H116V228L118 227L117 229L113 228V226H112L113 229L111 227H108L106 222L103 224L105 226H103V228H102L103 231L105 232L104 233L105 236H109L107 238H109V241L111 242L110 245L112 246L113 244L116 243L113 246L115 247L116 245H118L117 251L121 250V252H123V254L126 256L125 257V260L127 261V263L125 262L126 264H180L183 260H179L176 257L178 252H182V253L185 252L186 254L188 253V255L191 257L190 259L192 261L198 262V260L200 259L201 256H199L200 254L199 255L198 254L197 255L192 254V252H193L192 243H191L192 241L189 240L188 238L185 239L183 235H175L176 233H182L184 235L202 234L203 237L207 236L208 241L206 239H204L205 240L204 242L206 245V241H207L208 247H206V246H204V247H205V249L207 248L206 252L209 253V260L211 262L209 260L208 261L210 262V264H234V261L232 260V258L235 260V264H238V262H239V264H241V263L242 264H264V242L259 241L260 237L258 238L259 240L256 239V237H254L255 233H253L254 232L253 230L259 229V227L262 225L264 226V131H263L264 128H263L261 122ZM240 125H238V126H240ZM13 126H16V125L12 124V127ZM141 126H142V124H141ZM211 126H210V128H211ZM19 127H17V130L20 129ZM245 127H243L242 130H239V131H241L239 133L246 132V131H243V129L245 130ZM15 129H16V127H15ZM2 130L3 129L0 128V141H5V138H4L5 133H2ZM27 130H28V128H27ZM61 132H63V133H61L62 137L60 136V138H61L60 143L61 144H60L59 150L62 146L67 145V143H69L68 142L69 141V134L66 131H61ZM87 132H86V135H88ZM1 133L3 136L1 135ZM152 135L155 137V139H153V141L156 140L155 141L156 143H158L159 140L161 141L162 137L160 138L159 134H158L159 138L155 135V132H153ZM25 136L26 135L23 136L24 139H22L23 141L21 143L22 144L21 149H23L22 150L23 154L21 152H19L20 148H15L14 144L11 147H9V149H11L10 151L12 154L7 155V157L9 156L8 160L6 159V155L0 154V231H4L5 233L11 234L10 236H13L14 235L13 231H14V233L16 231L18 236L22 237V240H23L21 244L18 243L15 239H11L12 242H10L8 240V238L6 237L8 235L3 233V232H0V252H1L0 253V264H14L9 259V256H11L10 254H12L9 249L14 248V250H16L15 248H17V250H18V247H19V250H18L19 252H20V250H22V252H20V254L22 256H24V260H26L27 264H113L112 263L113 261L112 262L110 261L111 259L110 260L107 259L108 258L107 253L109 250L104 252V249L101 248V247H104L103 245L99 244L100 248H97L99 246H97V244H95L96 238L92 235L93 231L91 230V228H89V227H91V222L89 220H91L92 217L88 216L89 218H87V220H88V222H87V220L84 217L85 215L83 216V214L87 215V213H85L84 209L82 208V205L84 204V202H83L84 200L82 198H79L80 193H79V191H76L78 185L76 184V182H74L73 176L71 175L72 173L69 171V168H67V165L66 164L63 165L64 161H62V163L61 162L58 163L61 159L57 162L58 158H55L54 161L55 160L56 161L54 162L51 159L53 162L51 161L52 165L50 164V166H52V168H53L52 169L53 178L51 177L50 181L52 183L51 185H52L53 189H55L54 190L55 191L54 192L55 193L54 194L55 200L53 203H55L56 205H55L54 209H56V206H57L56 211H57V214H59L60 212L65 210L67 207L70 206L69 208H71V209H69V208L67 209L68 212L67 211L62 212L61 213L62 215L61 214H59V216L55 215V220L57 217L60 218V215L62 217H64V218H60V219H64L62 221H65V222L61 223L60 222L61 220L59 219V223H61V225L66 224V225H64L65 227L61 226L62 227L61 229H59L57 227V229H58L57 231L59 234L56 233V231H55L56 229L51 227V225L48 223L49 216H47L45 214V212L41 211L40 202L37 200H34V198H31V197H29L30 198L29 200H28V198H26L27 199L26 200L25 195L23 197L24 192L21 189V188H23V185H24L23 181L27 184L30 182L32 183L34 181L33 180L34 178L32 177L33 178L32 179L31 175H34L36 173H37V175H40L42 173L41 171L43 170V163H42L41 159L38 158V156H40V155H38V156L35 155L36 156V158H35V156H33L34 154L32 155V152L30 150V148L33 146V141L35 143L39 144V133L37 132L36 136L33 135V140L30 139L28 136H26V137ZM156 137H157V139H156ZM201 137H203V138H201ZM255 139H257V138H255ZM94 140H98V139H94ZM20 141H19V138L18 139L15 138V142L18 143L15 145H19ZM257 141L258 140H256V142ZM218 142L216 144H218ZM24 143H25V145H24ZM27 144L29 145V147ZM25 146L28 148H26ZM13 147L15 149H17V151L19 153H21L23 156L20 157L19 156L20 154L17 156L18 152ZM225 147H227V145ZM227 148H226V150H227ZM229 149L230 148H228V150ZM27 150H30V152L29 151H28L29 153L26 152ZM38 150L40 151V149H38ZM230 152H232V151L230 150ZM198 153H200V154L198 155ZM215 154H218V157L221 156V158H222V159L220 158L221 160H223V158L230 160V162H229L225 159L227 162L230 163V164L228 163V165H231V167H232V169L230 167L231 171L226 172V169L224 170L222 167L218 168L217 164L220 165L219 164L220 160L216 161L217 159H214L217 157V155H215ZM233 155H231L232 158L234 157ZM243 155H245V156H243ZM257 155H259V156H257ZM14 156L15 157L17 156L19 159L18 160L19 167H18V164H15L16 161L13 158ZM246 156H248V157H246ZM199 157H200V159H199ZM207 158H208V160H207ZM209 158L214 159L212 161V163H214V162H218V163L216 165H213L212 163H210L211 160H209ZM12 160H14V162ZM225 160L223 161L224 163H225ZM184 161L182 162V164H185ZM11 162H13V163H11ZM127 162H130L129 163L130 165H131V163H135V164L138 163L136 165V169H138L137 170L138 174H139V176H141L140 179L139 178L138 179H131V180H128V179L125 180L124 179L128 175L130 177V175L132 174L131 172H134V171H131L133 169V166H129V164H127ZM140 162H141V165H139ZM172 162H174V161H171V163ZM124 163H126L129 167L127 165H125ZM220 163L224 167L225 164H223L221 161H220ZM13 165H17L15 167H16V169L17 168L18 169L17 170L15 169V171H13V168H11V167H13ZM124 165H125V167H122ZM144 165L149 170L146 169L144 167ZM182 166H184V165H182ZM214 166L217 168H215ZM131 167H132V169H131ZM121 168H123V169H121ZM87 169H88V173H87ZM177 169H178V171H177ZM19 170H20V172H19ZM100 170L103 171L104 174H101ZM154 170H155V168H154ZM190 170H191V172H190ZM25 171H26V173L29 174L28 177H30V178L27 177V179L25 178V179H23V181L17 180L18 177L21 179V175L22 176L27 175L25 173ZM13 172H16L15 173L16 175H13ZM187 172H189V174ZM18 173H19V175H17ZM85 173H83V176H85ZM95 173H97V174H95ZM118 173L121 174L120 176L123 179L121 177H120L121 179L119 178ZM126 173H128V174H126ZM99 174H100V176H102V175L104 176V177H102L103 179H105L104 181L102 179V181H103L102 185L103 186L100 183V176H97ZM123 174H125L126 176H124ZM187 174L189 175L190 178L188 177ZM106 175H108V176H106ZM12 176H16V177H12ZM96 177H97V179H95ZM112 177H114V178H112ZM109 178H112V179H109ZM153 178H155V180ZM161 180H162V183L160 186V184L157 182L158 181L160 182ZM168 180L170 181L171 185L169 184ZM179 180L181 181L180 185L178 184L179 186H176L177 185L176 183H178ZM186 180H188L187 182L190 183V185L186 182ZM20 181H22V182H20ZM105 181H107V182H105ZM110 181H112V182H110ZM131 181L136 182L137 186L136 185L133 186ZM165 181L170 185V187L174 186V190L178 187L180 188V189L178 188V190L176 189L177 191H175V192L181 191V188H182V187H180L181 184H183V183H184V185L187 184L188 187L186 186L187 188H185V189L182 188V190L184 189L183 191H185L186 189H188L189 192H187V190H186V193H187L186 198H188V200H191L190 202L193 205L196 203L193 199L194 196H195V200H196L197 196L202 195V196H200L201 198L205 197L204 199H207V201H205V202H208V200L210 199L211 196L213 197V198L211 197V199L209 200V201H211V203L210 202L208 203L210 205H207L205 210H203V209L201 210L199 207H195V208H199L204 213H200L201 211L199 210L200 211L199 212L198 209H197L198 212H196V210H195V214H194V212H189L187 210L188 213L190 214L189 218L191 219V221H195V222H192V225L188 224V221H187V223H185L181 220V218H182L181 213H180L181 210L180 211H178L179 209L174 210V207H177V205L175 204L177 196L174 195L175 192L174 193L171 192L173 190H171V188L169 187V185ZM37 182L38 181L36 179L34 181V184H36ZM104 182L107 184H105ZM109 184L110 185L112 184V185L110 186ZM164 184L166 187L165 186L163 187ZM109 188L110 189L112 188V190H110ZM166 188H168V190L170 188L171 191L170 190L169 191L172 194H169L168 193L169 191H166L167 190ZM19 189H21V190H19ZM163 190L166 191L167 194L169 195V196L165 197V199L161 198V192H163ZM183 191H182V193H183ZM179 192L177 194H179ZM78 193H79V195H78ZM195 193L197 196L195 195ZM183 194H185V193H183ZM106 195L103 194L104 197ZM179 195H180V197H184L181 193ZM174 198H175V200H173ZM192 199H193L194 203H193ZM212 199H213V201H212ZM90 200H91L92 205L94 207H97V208L100 207L99 202H98V198L96 199V197L90 196ZM214 200L217 202L221 201L222 203L220 202V203H218L219 205H217V202H215ZM184 201H185V197H184ZM213 202H215L216 204ZM213 204H215V205H213ZM19 206H21V207H19ZM214 206L217 209L219 207L218 211L215 210L216 208ZM63 207H65V208L63 209ZM188 207H187V209H188ZM21 208H23L22 209L23 211H21ZM161 208H168L170 211H172V212L174 211L172 213L171 218H166V219H163V221H159L157 218L158 216H156V214H157L158 210ZM190 208L191 207H189V210H190ZM24 209H25V211H24ZM60 209H61V211L59 212ZM194 209H192V210H194ZM69 210H70V212L72 210V213H70ZM215 211L218 214H216ZM24 215H26V216L24 217ZM112 217H113V214H112ZM208 220H210V221H208ZM82 222L85 223V225H86V223H88V226L87 225L85 226ZM124 222H125V224H124ZM40 223L43 226H45L44 228L46 230V231L43 230L45 233L44 234L45 240H44V245H43L44 253H41V249H40L41 244L39 242L40 240H38V239H40L39 238L40 235H39V232H37L38 229L35 228V227H37L35 225H38ZM193 223H195L194 227H193ZM196 224L201 229L198 227H195ZM253 225L255 228L253 227ZM180 227L183 228V231H180ZM194 228L195 229L197 228L196 230L205 229V230H203V232L206 231L207 233H206V235H204L203 232L201 233V231H196ZM86 229H87V231H86ZM206 229H208L209 231H207ZM84 230L86 231V233H84L85 232ZM106 230H107V232H106ZM108 231H109V233L111 232V234L107 235ZM1 233L5 234V236H3ZM168 233H169V235H168ZM195 233H197V234H195ZM46 234H47V236H46ZM170 235H171V237H170ZM250 235H252L253 237ZM258 235H260V234H258ZM6 241H9V242H6ZM13 241H14V243H13ZM112 241H115V243ZM116 241H118V243ZM197 241H199V240H197ZM262 241H264V240H262ZM8 247H11V248H8ZM72 247H73V249H72ZM115 249H116V247H115ZM169 250L171 252H173V253H170L173 255H168L166 253ZM110 253H112V252L109 251V254ZM75 254H77V255H75ZM105 258H106V260H105ZM236 258H237V260H236ZM151 259H153V260H151ZM181 264H184V263H181Z\"/></svg>",
  "mask_w": 264,
  "mask_h": 264
}]
</instances>
